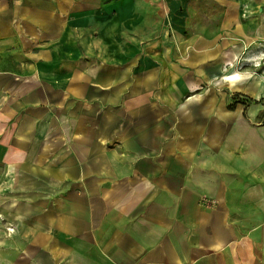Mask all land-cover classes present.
I'll return each mask as SVG.
<instances>
[{
	"label": "crops",
	"instance_id": "crops-1",
	"mask_svg": "<svg viewBox=\"0 0 264 264\" xmlns=\"http://www.w3.org/2000/svg\"><path fill=\"white\" fill-rule=\"evenodd\" d=\"M215 1L174 45L173 0H0V264H264V117L219 90L264 27Z\"/></svg>",
	"mask_w": 264,
	"mask_h": 264
},
{
	"label": "rangeland",
	"instance_id": "rangeland-1",
	"mask_svg": "<svg viewBox=\"0 0 264 264\" xmlns=\"http://www.w3.org/2000/svg\"><path fill=\"white\" fill-rule=\"evenodd\" d=\"M242 1H244V6L241 7L240 18H242L241 20L245 26H252V30L264 27V2L252 4V0ZM223 11L224 5L215 0H173L167 18H154L151 15V18L143 19L142 22L145 23L147 28L150 27L151 30L153 26H156L153 37L157 41L165 37L168 40L172 38V43L176 45L178 36L188 38L197 34L209 39L218 37ZM250 16H254L253 20ZM166 26L171 28L172 33L170 32L167 36H164L163 32ZM177 32L182 34H177ZM141 38L144 37L141 36ZM248 45V48L236 58L232 65L234 64L235 68L245 75L243 77L245 81L243 82L251 83L254 81L259 83L261 87L259 88V93L256 91L252 95L239 88L232 90L226 83H222L219 90L229 92L230 106L243 103L246 108L259 109V113L264 117V36L255 38ZM114 53L116 52L114 51ZM238 71L232 70L224 73L223 79L229 85L237 84L243 76ZM231 74L237 75L234 81L227 77ZM12 256L15 257V254L12 253Z\"/></svg>",
	"mask_w": 264,
	"mask_h": 264
},
{
	"label": "built area",
	"instance_id": "built-area-1",
	"mask_svg": "<svg viewBox=\"0 0 264 264\" xmlns=\"http://www.w3.org/2000/svg\"><path fill=\"white\" fill-rule=\"evenodd\" d=\"M0 218H1V215H0ZM6 229H7V232L9 234H12L14 232V230H15V228L13 226H11V225L7 226Z\"/></svg>",
	"mask_w": 264,
	"mask_h": 264
}]
</instances>
